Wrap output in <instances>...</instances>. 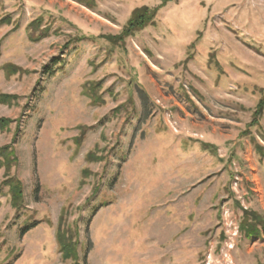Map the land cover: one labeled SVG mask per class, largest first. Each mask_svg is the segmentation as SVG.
<instances>
[{"label":"rangeland","instance_id":"374dc122","mask_svg":"<svg viewBox=\"0 0 264 264\" xmlns=\"http://www.w3.org/2000/svg\"><path fill=\"white\" fill-rule=\"evenodd\" d=\"M89 1L0 0V264H264V0Z\"/></svg>","mask_w":264,"mask_h":264},{"label":"trees","instance_id":"16d2710c","mask_svg":"<svg viewBox=\"0 0 264 264\" xmlns=\"http://www.w3.org/2000/svg\"><path fill=\"white\" fill-rule=\"evenodd\" d=\"M87 2H90V1L87 0ZM175 2H177V0H160V4H158V6L155 8H148V7H142L141 6V8L134 9L131 12V14L128 18V21L123 28V31L121 33V37L120 36L115 37V40L122 41L128 37H131L135 33L144 30L148 26L154 25L155 17L157 16V13L161 9H163L168 3H175ZM57 64H58L57 62H54L51 67L49 66V67L44 68V71H43L44 76L52 75L55 71V66ZM4 99L5 98L0 96V105L5 104L6 100H4ZM263 110H264L263 109V103L261 100V101H259L258 106L256 108V111L254 113V119L255 120L258 119L262 115ZM8 123H9V121L0 120V132L6 130ZM6 153L9 155H6ZM8 156H9V158H13V152L11 151V149L9 147L0 148V159H2L4 161V163H7V161L9 160V159H7ZM7 180L8 181L6 183H4L3 186L8 188L9 203H10L11 207L14 209V211H18L23 206L22 205L23 204L22 186L18 181L14 180L13 178H9ZM95 211H97V208H95L93 210V213ZM247 214H248L247 212L244 213V218H243V221L241 224L243 226L240 227V232L248 239L257 238L258 233H256V232H257L258 221H257V224H256V221H254L255 225L247 223L249 217L252 219V221L254 219V217L252 218L251 216H247ZM60 218H61V215H60ZM60 218H59L58 223H60ZM36 225H37L36 222H32L29 225L27 224L26 226H24L20 230V235L24 236L27 232H29L31 229H33ZM54 237H56L55 242H56V245L58 248L57 251H59L62 258H64V257L68 258L67 257V251L69 252L71 250V248L74 249L76 247V245L74 243L69 242L68 236L65 238V235L62 233V231L60 229V224H58L56 227ZM73 249L71 250V252H73Z\"/></svg>","mask_w":264,"mask_h":264}]
</instances>
